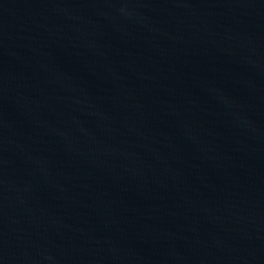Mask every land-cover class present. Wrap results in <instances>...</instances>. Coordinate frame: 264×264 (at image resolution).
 <instances>
[{
  "label": "water",
  "instance_id": "obj_1",
  "mask_svg": "<svg viewBox=\"0 0 264 264\" xmlns=\"http://www.w3.org/2000/svg\"><path fill=\"white\" fill-rule=\"evenodd\" d=\"M0 264H264V0H0Z\"/></svg>",
  "mask_w": 264,
  "mask_h": 264
}]
</instances>
